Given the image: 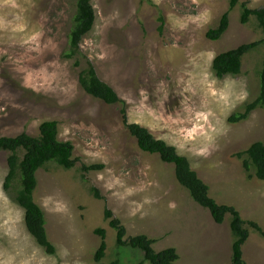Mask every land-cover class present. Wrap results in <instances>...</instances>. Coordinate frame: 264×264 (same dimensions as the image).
<instances>
[{
	"label": "rangeland",
	"instance_id": "rangeland-1",
	"mask_svg": "<svg viewBox=\"0 0 264 264\" xmlns=\"http://www.w3.org/2000/svg\"><path fill=\"white\" fill-rule=\"evenodd\" d=\"M242 2L264 8V0ZM92 4L96 24L81 50L126 103L129 122L175 147L212 198L264 229V182L238 157L264 143V110L230 122L259 95L264 46L245 57L240 75L221 79L213 70L218 55L264 38L256 19L242 24L238 6L228 32L213 41L208 33L219 27L230 0ZM75 13V0H0V136L38 137L43 123L56 121L59 140L72 142L80 160L72 170L51 163L37 175L34 198L45 213L51 255L27 230L15 200L19 181L5 189L10 154L0 152V264L144 263L140 250L117 246L106 209L126 227L127 238L155 239L157 252L175 248L177 264H232L231 215L216 224L177 181L174 165L140 149L123 106L106 105L81 88L86 62L78 67L66 58ZM83 165L104 169L86 174ZM100 229L107 251L98 263ZM243 254L247 264H264V238L251 230Z\"/></svg>",
	"mask_w": 264,
	"mask_h": 264
},
{
	"label": "trees",
	"instance_id": "trees-1",
	"mask_svg": "<svg viewBox=\"0 0 264 264\" xmlns=\"http://www.w3.org/2000/svg\"><path fill=\"white\" fill-rule=\"evenodd\" d=\"M243 0H230L229 10L223 15L217 29L211 30L208 37L213 41H219L229 30L231 13L240 6L242 9L241 23L247 25L255 18L259 27L264 32V8L251 9L248 2ZM76 13L72 30L69 35V51L67 59H74L80 67L84 61L87 67L79 76L81 88L89 96L111 106H123L124 123L129 133L137 139L140 149L146 153L160 155L162 161L174 165L177 181L189 191L192 199L202 208L210 211L214 222L218 225L225 223L228 215H231V230L234 235L232 247V264H247L244 260L243 248L251 237V230L264 238V229L256 222L246 221L234 206L220 205L210 195V187L205 184L198 174L192 169L190 161L181 156L178 150L168 145L163 140L156 139L146 128L130 123L126 109V103L119 97L113 87L100 79L93 63L83 54L81 44L86 36L94 29L96 24V11L92 0H75ZM264 46V38L260 41L242 45L234 50L218 55L213 62V70L219 78L240 75L245 57L252 51ZM85 59V60H84ZM260 91L257 99L249 103L243 113H236L230 118L231 123H239L248 120L250 115L257 110H264V61L259 73ZM0 152L9 153V174L6 179L5 189L11 191L18 180L20 189L16 192L15 200L25 211V223L27 230L44 248L47 253L55 254V247L50 242L46 229V217L42 208L36 203L34 195L38 187L37 175L47 165L55 163L65 170H72L80 162L74 158L75 147L72 142L59 140V123L47 121L40 127V136L33 137L23 133L17 137L0 136ZM23 155V156H21ZM243 159V165L247 172L254 168V177L264 182V143L256 142L249 149L238 155ZM104 169L103 165H83V173L97 172ZM249 178H253L249 175ZM98 198H101L93 188ZM106 220L110 227L117 232V246L129 247L140 250L144 254V263L150 264H177L180 260L175 248H168L161 252L154 249L157 243L145 235L127 238V229L122 222L115 218L114 214L106 209ZM102 239L96 255V261L101 262L106 256L107 243L106 231L96 232ZM142 263V264H144Z\"/></svg>",
	"mask_w": 264,
	"mask_h": 264
}]
</instances>
